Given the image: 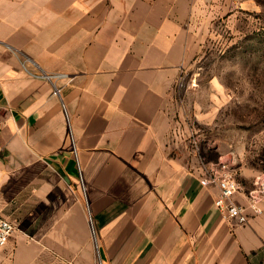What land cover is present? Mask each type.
Instances as JSON below:
<instances>
[{
	"label": "crops",
	"instance_id": "obj_1",
	"mask_svg": "<svg viewBox=\"0 0 264 264\" xmlns=\"http://www.w3.org/2000/svg\"><path fill=\"white\" fill-rule=\"evenodd\" d=\"M202 2L0 0V264H97L94 230L102 264H264V202L222 218L171 135Z\"/></svg>",
	"mask_w": 264,
	"mask_h": 264
},
{
	"label": "rangeland",
	"instance_id": "obj_2",
	"mask_svg": "<svg viewBox=\"0 0 264 264\" xmlns=\"http://www.w3.org/2000/svg\"><path fill=\"white\" fill-rule=\"evenodd\" d=\"M197 27L199 47L172 89L171 135L198 167L230 159L247 193L264 177V0H203Z\"/></svg>",
	"mask_w": 264,
	"mask_h": 264
},
{
	"label": "built area",
	"instance_id": "obj_3",
	"mask_svg": "<svg viewBox=\"0 0 264 264\" xmlns=\"http://www.w3.org/2000/svg\"><path fill=\"white\" fill-rule=\"evenodd\" d=\"M197 148V139L191 142ZM199 183L202 186H214L217 195L214 206L222 218L243 225L263 212L264 177L259 176L254 182V187L246 193V203L239 204L233 197L240 192L241 186L236 178L230 159H220L216 163L202 162L197 169ZM19 231L17 224L0 214V250Z\"/></svg>",
	"mask_w": 264,
	"mask_h": 264
}]
</instances>
